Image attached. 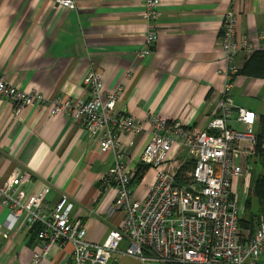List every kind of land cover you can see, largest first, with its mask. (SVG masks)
Instances as JSON below:
<instances>
[{
  "label": "crops",
  "instance_id": "obj_1",
  "mask_svg": "<svg viewBox=\"0 0 264 264\" xmlns=\"http://www.w3.org/2000/svg\"><path fill=\"white\" fill-rule=\"evenodd\" d=\"M76 2V9H67L53 0H0V76L25 92L77 101L89 98L87 73L100 71L105 93L121 88L116 110L144 125L142 131L121 135L123 160L133 175L144 164V149L156 129L152 118L178 119L188 128L206 130L220 115L218 104L226 93L236 107L255 112L258 128L264 116V78L238 75L226 90L221 29L225 12L234 10L237 38L247 40L252 51L264 47V0H161L155 21L159 39L143 57L138 53L146 48L145 0ZM251 52H238L235 64L240 67ZM51 107L27 106L17 115L0 95V185L16 170L29 172L30 180L20 187L25 198L44 187L49 188L48 205L68 195L75 202L72 216L83 221L88 240L102 243L125 215L121 208L112 210L117 190L103 181L113 154L102 152L99 138L76 124L70 112L52 114ZM230 125L241 127L233 119ZM155 174L148 167L132 179L134 199L146 195ZM250 174L247 185L244 178L233 183L242 216ZM43 245L24 216L11 227L9 209L0 205V264L70 262L72 244L56 243L35 263L33 253ZM126 246L122 242L109 264H142L121 252ZM259 264H264V250Z\"/></svg>",
  "mask_w": 264,
  "mask_h": 264
},
{
  "label": "built area",
  "instance_id": "obj_2",
  "mask_svg": "<svg viewBox=\"0 0 264 264\" xmlns=\"http://www.w3.org/2000/svg\"><path fill=\"white\" fill-rule=\"evenodd\" d=\"M53 1L60 7L77 8L76 0ZM160 5L161 0H145L146 48L138 53L139 57L149 54L158 42L155 21ZM221 47L227 90L238 71L236 54L252 51L247 40L237 38L236 12L231 9L225 12ZM84 83L89 98L74 101L22 91L0 76V95L11 101L17 115L27 106L49 103L52 114L70 112L76 124L91 137L99 138L102 152L113 154V164L103 179L117 190L112 210L121 208L125 214L122 225L112 227L102 243L91 242L83 221L72 216L75 202L68 195L61 194L55 204L48 205L49 188L44 187L37 195L25 198L20 187L31 174L16 170L0 185V205L9 209L11 227L24 216L26 227L35 229L37 238L44 242L33 253L34 262L45 257L50 245L71 243L68 264H109L126 242L121 252L138 258L142 264H259L264 250V215L259 217L255 232L242 238V209L233 191L234 181L244 178L247 185L251 175L249 158L256 148L255 112L236 107L225 93L218 104L220 115L206 130L188 128L178 119L152 118L156 129L142 161L155 168L156 174L146 195L134 199V175L123 160L121 135L142 131L144 125L133 115L116 110L121 88L105 93L100 71L91 69ZM232 119L241 127L231 126ZM179 152L185 153V160L195 161L188 182L183 184L177 180L182 166L176 161Z\"/></svg>",
  "mask_w": 264,
  "mask_h": 264
},
{
  "label": "trees",
  "instance_id": "obj_3",
  "mask_svg": "<svg viewBox=\"0 0 264 264\" xmlns=\"http://www.w3.org/2000/svg\"><path fill=\"white\" fill-rule=\"evenodd\" d=\"M250 78H264V49H257L252 51L238 67L237 74ZM257 170L253 171L250 183V190L248 197L245 201L244 214L239 220L240 230L248 231L251 236L258 225V219L264 215V116L260 118L259 126L256 129V148L250 160ZM195 166L194 160H186L180 167L178 172V183L183 184L186 182L184 178L186 170H193ZM150 165H140L138 171L134 175V179L140 176ZM35 230V229H33ZM36 231V230H35Z\"/></svg>",
  "mask_w": 264,
  "mask_h": 264
},
{
  "label": "rangeland",
  "instance_id": "obj_4",
  "mask_svg": "<svg viewBox=\"0 0 264 264\" xmlns=\"http://www.w3.org/2000/svg\"><path fill=\"white\" fill-rule=\"evenodd\" d=\"M178 158V157H177ZM186 162V160H185V156L184 155H180V157L178 158V164L180 163H182V165L184 164ZM250 163H251V165H253V163L250 161ZM256 171L257 170V168L253 165V167H252V171ZM191 171H192V169L191 170H186L185 171V175H184V178L186 179V182H188V180H189V178H190V173H191ZM242 191H243V185L241 186H239V198H240V203H242V201H243V199H244V197H243V193H242ZM244 214V213H243ZM240 234H241V236H242V238H247L248 236H249V232L248 231H244V230H240Z\"/></svg>",
  "mask_w": 264,
  "mask_h": 264
}]
</instances>
